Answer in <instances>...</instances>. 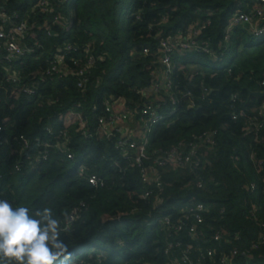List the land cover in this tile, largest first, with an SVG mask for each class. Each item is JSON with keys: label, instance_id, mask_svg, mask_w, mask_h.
Instances as JSON below:
<instances>
[{"label": "trees", "instance_id": "trees-1", "mask_svg": "<svg viewBox=\"0 0 264 264\" xmlns=\"http://www.w3.org/2000/svg\"><path fill=\"white\" fill-rule=\"evenodd\" d=\"M254 1L0 0V24L15 31L24 23L22 42L33 48L11 60L0 53V199L33 216L51 209L71 253L69 264H163L186 246L194 264H217L221 255L224 264H264V117H255L264 97L250 94L263 89L258 81L264 77V35L254 37L247 25L223 41L236 8L251 14ZM206 18L210 23L199 38L211 52L174 56L173 79L177 90L190 88L195 97L199 85L210 91L157 124L149 151L161 156L214 130L216 146L196 153L194 172L172 160L160 166V185L143 183L116 138L98 128L99 116L106 115L102 101L116 99L140 109L146 96L138 90L147 92L154 80L159 39ZM67 44L72 48L53 72L50 61ZM86 65L79 85L77 71ZM28 88L31 93L24 91ZM56 137L60 148L51 146L48 157L39 158ZM180 152L189 155L188 147ZM93 172L102 184L88 182ZM192 202L204 205L201 221L183 218L181 210ZM162 214L170 215L171 224H193L194 233L151 230L147 223ZM166 241L180 246L165 254ZM200 253L204 258L197 263Z\"/></svg>", "mask_w": 264, "mask_h": 264}, {"label": "built area", "instance_id": "built-area-1", "mask_svg": "<svg viewBox=\"0 0 264 264\" xmlns=\"http://www.w3.org/2000/svg\"><path fill=\"white\" fill-rule=\"evenodd\" d=\"M252 7V13L248 14L243 11V8H236L235 12L226 22L223 31L224 37L223 41L226 42L230 35V32L234 28L244 29L248 25L249 32L256 38L262 37L264 35V0H255L250 4ZM5 20V19H4ZM210 20L208 18L202 20H196L195 23L189 24L185 29L186 34L180 31L178 35H166L165 38L159 39V61L154 62L156 65L154 72V80L151 86L148 88L147 92L145 90H138L142 94H145L146 100L140 109H134L127 106L124 102H120L116 99L110 102L109 98H104L102 101L103 109L106 111V115L99 116L97 123L98 128L106 134L108 139L116 138V147L124 153L125 157L130 160L139 168L141 179L143 183H150L160 185L161 183V169L160 166H164L166 162L170 161H182L184 168H187L188 172H194L198 167L199 161L196 158V153L200 152L202 148L209 147L214 148L215 143V130L214 131H204L197 136H195L192 141L187 143L189 149L188 156H181L180 149L187 148L183 142H180L175 147H172L169 151H165L161 156H156V151H149L150 149V139L154 130V127L171 117L178 109L181 104H188L193 106L197 98H204L206 94L210 91L207 85H199L198 90L195 91L194 96L190 88H185L184 90H177L175 81L173 79V72L175 69L174 56H184L186 53H210V45L207 41L199 38V33L201 30L208 26ZM15 31L6 30L3 24H0V53L4 54V58L11 60L17 57H23L33 51V48L24 42L22 38L24 37L25 25L20 23L15 26ZM72 46L67 44L62 50L61 55L55 54L50 61L51 70L53 72H58L59 67L63 63V53L70 52ZM143 52L147 53V48H143ZM224 50L220 54H224ZM149 53V52H148ZM92 57H87V64H91ZM87 65L77 71V75L80 77L79 85L85 80L87 73ZM230 72V69H226ZM11 78V77H8ZM12 81L15 80L14 77L11 78ZM258 83L263 87L259 89L264 91V77L258 81ZM27 93H31L32 89H24ZM165 111V113L163 112ZM255 117L257 119L264 117V105H262L257 111ZM135 118L136 126H138L140 132L138 136L132 137L130 134H125V130L120 123L127 119ZM249 123H246L248 126ZM21 141L24 146L28 145L27 140L24 136H20ZM66 140V133H62V141ZM196 140V141H194ZM1 144V141H0ZM60 148L61 140L58 137L55 138L53 145H45L42 152L38 155L41 159H46L48 153L50 152L51 146H57ZM68 158H72L71 153L67 154ZM151 159L150 163L144 164V160ZM84 166L79 167V171H83ZM264 186V179H262ZM88 182L91 185H98L103 183L102 177L93 172L88 176ZM196 186L203 189L204 182L201 180L195 181ZM259 186L257 184L252 185V189ZM149 194V190H146L145 195ZM186 211L183 213V218L185 220L190 219L192 216L196 221H201V212L204 210V205L201 202H192L184 208ZM75 212L69 215V220H73ZM147 225L153 229L165 230V232L173 231L174 233L184 232L183 236H192L194 233V225L191 224L190 228H184L185 224L183 220H177V223L171 224V217L168 214H162L155 216L153 220H150ZM214 239H220L218 233L214 235ZM179 241H166L164 244L165 254H169L174 248L179 247ZM181 251L179 257H170L163 264H194L193 260L188 255V247ZM231 253H235L233 249ZM210 255V251H208ZM204 255L200 253L198 256L197 263H202L201 259ZM227 261L226 257L221 255L218 259L217 264H224Z\"/></svg>", "mask_w": 264, "mask_h": 264}, {"label": "clouds", "instance_id": "clouds-1", "mask_svg": "<svg viewBox=\"0 0 264 264\" xmlns=\"http://www.w3.org/2000/svg\"><path fill=\"white\" fill-rule=\"evenodd\" d=\"M60 221L52 210L29 214L26 207L0 199V264H69L71 253L60 239Z\"/></svg>", "mask_w": 264, "mask_h": 264}, {"label": "crops", "instance_id": "crops-1", "mask_svg": "<svg viewBox=\"0 0 264 264\" xmlns=\"http://www.w3.org/2000/svg\"><path fill=\"white\" fill-rule=\"evenodd\" d=\"M125 130V134H130L132 137L138 136L139 128L136 126L135 118H130L125 120L124 122L120 123Z\"/></svg>", "mask_w": 264, "mask_h": 264}, {"label": "rangeland", "instance_id": "rangeland-1", "mask_svg": "<svg viewBox=\"0 0 264 264\" xmlns=\"http://www.w3.org/2000/svg\"><path fill=\"white\" fill-rule=\"evenodd\" d=\"M173 23L174 22H171L169 25L170 26H168V27H170L169 29L171 30V27H172V25H173ZM180 31H183V33H184V35L186 34V32H185V29L183 30L182 28H179V29H177L176 30V34L178 35V33H180ZM168 35H171V34H168ZM193 53V52H192ZM219 53H221V52H219ZM219 53H217V54H219ZM158 63H159V61H157V65H158ZM192 66H194V65H192ZM192 66H190V67H192ZM140 132H138V134H139ZM182 176H183V174H182ZM252 190H258V187H256V188H254V189H252ZM263 202H264V198H263ZM186 210L185 209H183V210H181V213H184ZM150 229H152V228H150Z\"/></svg>", "mask_w": 264, "mask_h": 264}, {"label": "water", "instance_id": "water-1", "mask_svg": "<svg viewBox=\"0 0 264 264\" xmlns=\"http://www.w3.org/2000/svg\"><path fill=\"white\" fill-rule=\"evenodd\" d=\"M250 94H253L257 97H264V91H260V90L250 91Z\"/></svg>", "mask_w": 264, "mask_h": 264}]
</instances>
